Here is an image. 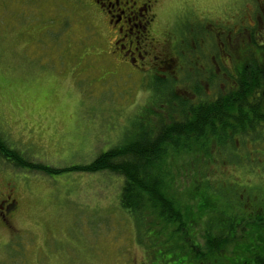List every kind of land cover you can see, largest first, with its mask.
<instances>
[{"label": "rangeland", "instance_id": "obj_1", "mask_svg": "<svg viewBox=\"0 0 264 264\" xmlns=\"http://www.w3.org/2000/svg\"><path fill=\"white\" fill-rule=\"evenodd\" d=\"M194 4L163 0L155 9L157 37L170 32L186 47L191 34L202 32L190 20ZM183 10L193 15L184 19ZM110 38L109 29L84 0H0V137L33 163L67 170L88 165L100 153L135 137L141 124L149 130L157 100L169 88H159L157 96L151 88L155 76L168 84L172 79L174 88L193 71L192 62L183 58V69L177 62L172 71L152 67L137 72L107 55ZM199 85L205 88V82ZM223 86L213 84L212 92ZM184 90L175 88L179 95ZM234 148L230 142L212 146L210 160L197 170L215 177L212 189L223 195L216 208L226 218L233 201L218 179H230L233 187L257 185L250 199L255 207L246 219L254 214V225L263 227V233L264 149L251 151L247 141ZM235 152L236 170L230 155ZM224 155L233 163L226 164ZM193 160L192 155L179 156L173 175ZM188 169L193 170L192 164ZM192 174L184 170L177 176L178 198L191 186ZM119 196V177L107 172L48 176L15 169L0 158V201L9 197L16 202L6 225L0 223V264H194L190 257L172 260L157 230L138 229L120 207ZM230 218L238 222L236 216ZM253 231L252 225L246 226L244 236ZM196 236L202 248L201 235Z\"/></svg>", "mask_w": 264, "mask_h": 264}, {"label": "trees", "instance_id": "obj_2", "mask_svg": "<svg viewBox=\"0 0 264 264\" xmlns=\"http://www.w3.org/2000/svg\"><path fill=\"white\" fill-rule=\"evenodd\" d=\"M190 68L194 69L193 63ZM260 71L258 64H250L248 77L239 73L234 83L229 84L225 80L206 81L205 84L223 83V90L216 92V98L207 96L205 88L199 85L203 80H199V76L193 73L174 88L170 86L172 79L168 84L164 77L155 76V84L151 88L157 96L159 88L165 85L169 88L166 96L157 100L158 111L153 113L152 127L148 130L141 124L135 137L131 135L121 145L100 153L88 165L64 170L33 163L1 137L0 158L15 169L48 176L75 171L107 172L119 177L120 207L128 213L138 229L144 227V231L157 230V239H164L163 243L167 245L165 249L171 253L172 260L190 257L195 260L194 264H202L200 261L203 264H264L263 227L257 228L254 225V214L250 215L251 219H246L248 210H254L255 206L250 205V199L258 186L247 188L234 183L233 187L228 182L230 179H218L220 184H225L226 196L233 201L228 213L230 217H237L238 222L235 223L230 217H223L222 212L216 208L223 195L212 189L215 177L197 170L201 164H207L210 160L212 146L221 148L230 142L237 149L247 137L252 141L251 151L261 149V145H257V142L262 141L261 134L256 131L253 123L258 113L249 107L248 102L253 95L250 89L256 88L255 75ZM178 86L185 89L186 93L177 94L175 88ZM181 155H192L195 160L181 167L182 171L174 176L175 162ZM230 155L234 157L235 164L237 153ZM222 159L226 164L233 163L226 159V155ZM191 164L193 170L188 169ZM237 168L235 164L233 169ZM184 170L193 173L189 177L191 186L184 189L178 198L174 187H177V176ZM238 211L245 216L240 217L236 214ZM262 211L257 210L259 214ZM261 221L264 222L263 219ZM239 225L244 230H240ZM248 225H252L255 231L245 237ZM195 231L201 235L202 248L197 243Z\"/></svg>", "mask_w": 264, "mask_h": 264}, {"label": "flooded vegetation", "instance_id": "obj_3", "mask_svg": "<svg viewBox=\"0 0 264 264\" xmlns=\"http://www.w3.org/2000/svg\"><path fill=\"white\" fill-rule=\"evenodd\" d=\"M162 1L84 0L109 29L111 38L107 41V55L128 69L142 73L152 67L172 71L177 62V68L180 65L183 69L182 59L186 58L187 62L193 63L191 73L199 76V80H225L230 84L239 73L248 77V66L258 64L261 71L255 75L256 88L250 89L253 95L248 102L249 107L258 113L253 123L261 134L259 144L264 149V0H224L221 3L214 0V4L212 0H194V15L192 11L183 10V18L193 15L190 20L200 26L197 29L202 32L196 31L197 36L196 32L191 34L186 47L181 46L170 32L161 39L157 37L155 9ZM187 26L194 28V24L188 23ZM213 84H205L204 90L209 98L217 96L212 92ZM245 140L252 150L251 138ZM10 200L7 197L0 201V223L3 225L16 207V202Z\"/></svg>", "mask_w": 264, "mask_h": 264}]
</instances>
